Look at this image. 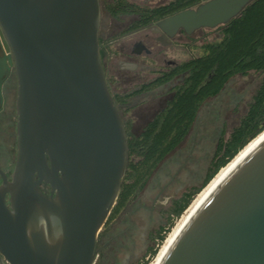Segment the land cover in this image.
Returning <instances> with one entry per match:
<instances>
[{"label": "water", "instance_id": "95a60500", "mask_svg": "<svg viewBox=\"0 0 264 264\" xmlns=\"http://www.w3.org/2000/svg\"><path fill=\"white\" fill-rule=\"evenodd\" d=\"M251 1L206 0L157 26L168 36L214 28ZM100 18L99 0H0L10 50L0 109L11 66L17 85L14 164L9 177L0 169V253L10 264L95 263L127 163ZM159 264H264V136L209 191Z\"/></svg>", "mask_w": 264, "mask_h": 264}, {"label": "trees", "instance_id": "16d2710c", "mask_svg": "<svg viewBox=\"0 0 264 264\" xmlns=\"http://www.w3.org/2000/svg\"><path fill=\"white\" fill-rule=\"evenodd\" d=\"M201 1L203 0H181L175 4L177 8L170 9L171 4L151 9L149 13L140 9L133 11L124 0H114L106 7L114 16L138 12L140 19L134 22V28ZM218 29V39L202 43L199 55L182 62L175 70L129 92L110 91L118 106L125 103L130 96L150 90L176 73L185 72L181 83L172 90L163 105L145 121L137 133L132 132L129 121H123L127 139L126 171L107 221L117 216L152 169L184 139L199 107L207 98L219 93L224 84L235 75H244L250 71L261 73L259 84L246 112L228 137L219 141L217 154L220 156L217 162L213 164L200 186L188 190L169 207L172 216L162 232L156 235L149 257L156 254L158 243L165 238L173 225V218L179 217L192 198L218 170L264 130V0L251 1L238 16L218 26ZM147 263L148 259L140 264Z\"/></svg>", "mask_w": 264, "mask_h": 264}, {"label": "flooded vegetation", "instance_id": "af4514ba", "mask_svg": "<svg viewBox=\"0 0 264 264\" xmlns=\"http://www.w3.org/2000/svg\"><path fill=\"white\" fill-rule=\"evenodd\" d=\"M113 1L114 0H99L100 9L103 8L110 21L113 20L117 24V28H115L116 30L110 32L112 28L111 25L109 23H105L106 25L104 24L102 26L103 21L100 18L98 30L99 51L104 75L107 79L106 81L108 86L111 83L117 82V77L123 75V72H125L126 70L128 74H133L132 77L136 79V86L134 87V89H137L143 84L150 83L156 78L163 76L167 72L175 70L180 66L182 62L195 57V55H192L190 58L182 61L176 59L167 60L165 58H162V51L160 49L155 51L153 46L154 44L160 46V48L170 46L181 47L183 44L182 39L189 38L193 32L191 34H186L182 29H178L171 36H168L166 33L160 31L157 26V22L178 11L195 7L197 4L206 0H203L187 8L176 9L174 12L164 15L156 21H152L134 28L132 27V25L135 21L140 19L139 13L135 11L120 13L114 16L106 7L107 4L112 3ZM124 1L131 6L133 11L136 9H140L149 13L148 11L151 9L168 6L171 4L172 5L169 7L170 9L177 8L178 6L176 7L175 4L177 3V1L181 0ZM124 19H128L125 24H123ZM121 23L122 25H120ZM216 27L218 28V26ZM142 31L146 32L142 35L141 38L132 40L131 42L125 44V38L133 36ZM105 33L107 34V36L106 38H103L102 34ZM112 42L116 44L115 49L111 48L110 46ZM8 53H10L9 46L0 28V65H2V63L6 61L5 56ZM114 56L118 61L117 63L110 62V60ZM159 60H163L164 64L160 67L154 68L153 66ZM107 62L110 64L109 66L113 69V72L116 73L115 75H107L104 67ZM146 71H149V73L153 76L148 80H143V74ZM184 75L185 72L176 73L164 83H161L145 92L132 95V97H138L140 94L149 93L156 89H161L162 87L167 86L164 94L165 102L166 99L171 95L172 90L181 83ZM16 86L17 85L14 67L11 66L7 74L2 76L1 81L2 105L0 109V135L3 137L0 138V169L5 173L7 177H9L11 173L15 158ZM126 103L127 101L123 104ZM123 104H119L118 107L121 108ZM218 144L211 152H207L204 161L201 165H198V167L194 169L192 176L184 178L183 182L174 189L175 195L168 199V205L162 212H155L153 214L139 212L137 214L136 225L130 221L124 226L123 223L118 222V219L126 209L130 201L129 200L115 218L110 221H106L102 228L99 230L96 237L97 256L94 264H102V261L108 262L107 264H140L143 260L148 259L149 251L152 248L154 241L156 240V235L162 232V229L168 223L169 217L172 216V214L169 212V207L172 206L173 201L182 198L184 193H186L188 190L201 185L210 169L212 168L213 164L217 162L220 156V154H217ZM150 211H152V208H150ZM121 252L124 253V257L122 260H119V253ZM0 264H10L1 253Z\"/></svg>", "mask_w": 264, "mask_h": 264}, {"label": "rangeland", "instance_id": "374dc122", "mask_svg": "<svg viewBox=\"0 0 264 264\" xmlns=\"http://www.w3.org/2000/svg\"><path fill=\"white\" fill-rule=\"evenodd\" d=\"M101 10L102 26L105 23H109L112 27L110 32L115 31V28H117L116 22L113 20L110 21L105 10L103 8ZM127 21L128 19H124L123 24ZM120 25H122V23ZM145 32L146 31H142L125 38V44L141 38ZM106 36V33L102 34L103 38H106ZM219 36L220 31L217 27L200 28L194 31L189 38H183L181 47L170 46L160 48V46L156 44L153 46L155 51L158 49L162 51V58L182 61L190 58L192 55H198L202 43L214 41L218 39ZM110 46L113 49L116 48L114 42H112ZM110 62L117 63L118 61L114 56ZM163 64L164 61L159 60L153 67L157 68ZM109 65L110 64L107 62L104 66L107 75H115L116 73L113 72V69ZM132 76L133 74H128L125 70L123 75L117 77V82L109 85L110 91L124 93L134 90L136 79ZM143 76V80H148L153 75L150 74L149 71H146ZM260 78L261 73L255 71H250L244 75H235L224 84L219 93L207 98L201 104L187 135L152 169L145 181L131 197L126 209L118 219L119 223H123L125 226L131 221L136 225L137 214L139 212L153 214L164 210L168 205V199L175 195L174 189L183 182L184 178L192 176L194 169L204 161L207 152H211L215 149L219 141L221 139H226L231 130L239 123L241 117L247 110ZM166 88L167 86L149 93H143L138 97L130 96L126 104H123L121 108L118 107L123 121H129L131 124L132 132L137 133L145 121L160 108L164 102ZM1 137L3 136L0 135V138ZM150 208H152V211H150ZM181 215L177 218H173V225L167 231L165 238ZM164 239L158 243L156 254ZM156 254L148 258L147 264H150L154 260ZM123 257L124 253H119L118 259L122 260ZM107 263L106 261H102V264Z\"/></svg>", "mask_w": 264, "mask_h": 264}, {"label": "bare ground", "instance_id": "6f19581e", "mask_svg": "<svg viewBox=\"0 0 264 264\" xmlns=\"http://www.w3.org/2000/svg\"><path fill=\"white\" fill-rule=\"evenodd\" d=\"M264 136V130L258 134L255 138L250 140L239 152L230 160L225 166H223L217 174L208 182V184L196 195V197L192 200L191 204L187 207L181 217L178 219L176 224L173 226L171 231L168 233L167 237L164 239L162 245L160 246L154 260L150 264H159L161 258L184 227L186 222L195 212L197 207L203 201L205 196L209 193V191L218 183V181L232 168V166L262 137Z\"/></svg>", "mask_w": 264, "mask_h": 264}]
</instances>
